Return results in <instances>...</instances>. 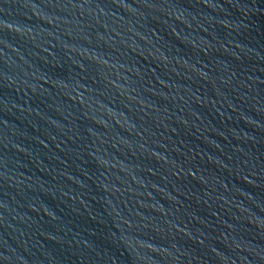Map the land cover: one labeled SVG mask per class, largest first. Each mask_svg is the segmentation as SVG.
I'll return each mask as SVG.
<instances>
[{
  "label": "water",
  "instance_id": "95a60500",
  "mask_svg": "<svg viewBox=\"0 0 264 264\" xmlns=\"http://www.w3.org/2000/svg\"><path fill=\"white\" fill-rule=\"evenodd\" d=\"M0 264H264V0H0Z\"/></svg>",
  "mask_w": 264,
  "mask_h": 264
}]
</instances>
